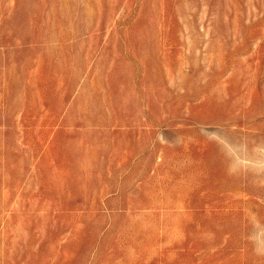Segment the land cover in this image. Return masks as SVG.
I'll list each match as a JSON object with an SVG mask.
<instances>
[{
    "label": "rangeland",
    "instance_id": "rangeland-1",
    "mask_svg": "<svg viewBox=\"0 0 264 264\" xmlns=\"http://www.w3.org/2000/svg\"><path fill=\"white\" fill-rule=\"evenodd\" d=\"M0 264H264V0H0Z\"/></svg>",
    "mask_w": 264,
    "mask_h": 264
}]
</instances>
